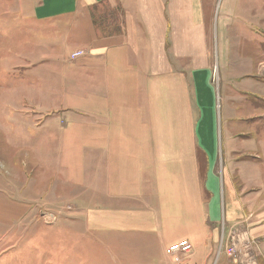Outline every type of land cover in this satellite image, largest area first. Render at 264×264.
<instances>
[{"label": "crops", "instance_id": "0c3cea01", "mask_svg": "<svg viewBox=\"0 0 264 264\" xmlns=\"http://www.w3.org/2000/svg\"><path fill=\"white\" fill-rule=\"evenodd\" d=\"M218 1L0 0V144L21 156L10 191L0 185V230L29 213L45 165L47 197H77L96 230H149L152 219L156 229H185L174 242L194 251L175 262L166 252L173 241H160L159 264L216 260L198 229L219 215L218 192L226 225L264 232V110L246 96H264V84L252 90L247 72L225 79L220 116L208 74L198 72L209 52L204 5ZM76 49L84 55L72 60ZM239 244L233 264H264V241Z\"/></svg>", "mask_w": 264, "mask_h": 264}, {"label": "rangeland", "instance_id": "374dc122", "mask_svg": "<svg viewBox=\"0 0 264 264\" xmlns=\"http://www.w3.org/2000/svg\"><path fill=\"white\" fill-rule=\"evenodd\" d=\"M232 1L229 7L222 5L220 0L215 6L204 5L209 34L206 39V48L209 52L200 53L202 61H200L198 72L205 71L208 74V80L211 81L210 86L216 92V109L220 116L222 109H220L219 96L222 95L221 86L224 85L225 79L238 78L240 74L247 72L248 77L253 81L252 90L256 88L254 86L261 85L259 81L264 84V53L262 52L264 50V0ZM225 18L226 21H224ZM259 35H262L263 40L259 38ZM223 41L228 45L225 54L223 53ZM229 62L232 64L230 68H227ZM187 72L184 70L183 74ZM246 96L253 109L258 106V110H261V107L264 110V96L255 94ZM200 120H202L201 117ZM263 122L262 118L257 122V126H263ZM221 123L220 117V125ZM248 123L252 126L248 128L255 130L258 128L254 126L255 121H248ZM16 153L17 151L0 144V185L2 188H7L9 185L12 187L14 183V174H17L15 164L18 159L20 161L21 157H16ZM26 160H28L26 169L30 170V174L31 169L34 168L31 167L33 160L32 157ZM221 162L215 168L213 167L215 176L218 178H221ZM59 166L63 168L62 165ZM45 168L44 165V171L38 174L39 182L43 183H36L37 178L33 182L34 191L39 190V196L37 193L35 197L28 199L31 207L29 213L8 230H0V264H159L161 263L160 257H163L161 246L158 245L160 241H173L172 244L175 245L177 243L174 241L188 234L185 229L174 227L156 229L153 219L152 229L149 230L107 229L103 231L99 228L96 230L95 215L82 213L83 209L79 208L77 197L71 196L65 199L57 196L47 197L45 187L44 190L42 189L46 178ZM8 170L11 172L8 173ZM22 189L27 190V183H23ZM2 192L0 190L1 194ZM62 193L61 189L55 191V195ZM74 193L77 192H72ZM199 196L205 202L212 203V198L208 196L205 189L203 193L199 190ZM215 199L219 206L217 207L219 215L207 219V227L205 225L200 227L201 224H199L198 241L214 242L213 247L210 245L205 247L210 251L207 252V256L212 254L216 259L212 264H225L218 260L223 256L231 260V263L232 261L236 263L240 255L244 253L239 241L260 243L264 241V232L262 230L257 233L256 231H244L239 228L238 222L233 226L226 225L223 222L221 192H218ZM230 210L231 207L228 205L227 213ZM187 212L188 218L184 214L186 222L190 217V212ZM204 218L206 219L205 216ZM101 241L122 242L105 247L99 245ZM191 246V250L186 254L188 256L195 248L192 243ZM250 262L248 261V264Z\"/></svg>", "mask_w": 264, "mask_h": 264}, {"label": "built area", "instance_id": "2783aa9c", "mask_svg": "<svg viewBox=\"0 0 264 264\" xmlns=\"http://www.w3.org/2000/svg\"><path fill=\"white\" fill-rule=\"evenodd\" d=\"M84 55V50L82 49H79L76 51H74L73 53H71L70 55V59L72 60H77V58H80ZM192 246H191V243H189L188 241H183V242H180V243H177L173 246H170V248L168 249V255L170 257L173 258V260L175 262H180L181 261V257L183 255H186L189 253V251L191 250Z\"/></svg>", "mask_w": 264, "mask_h": 264}]
</instances>
